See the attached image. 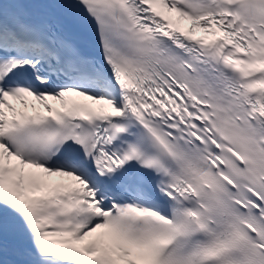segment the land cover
Listing matches in <instances>:
<instances>
[{
	"label": "snow or ice",
	"instance_id": "snow-or-ice-1",
	"mask_svg": "<svg viewBox=\"0 0 264 264\" xmlns=\"http://www.w3.org/2000/svg\"><path fill=\"white\" fill-rule=\"evenodd\" d=\"M0 264H264V0H0Z\"/></svg>",
	"mask_w": 264,
	"mask_h": 264
}]
</instances>
